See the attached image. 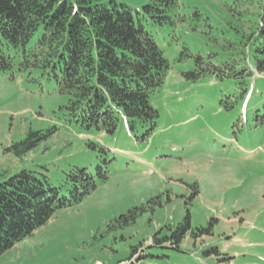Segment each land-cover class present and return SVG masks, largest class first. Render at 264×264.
I'll return each mask as SVG.
<instances>
[{
    "label": "rangeland",
    "instance_id": "374dc122",
    "mask_svg": "<svg viewBox=\"0 0 264 264\" xmlns=\"http://www.w3.org/2000/svg\"><path fill=\"white\" fill-rule=\"evenodd\" d=\"M125 1L134 9L145 2ZM226 3L180 0L184 23L145 24L170 64L151 96L158 118L148 135L138 123L130 130L123 117L112 134L70 126L57 118L63 98L0 72V180L21 168L45 166L56 175L69 163L93 169L101 155L88 141L109 148L111 160L104 183L79 204L55 211L2 253L0 264H116L136 245L146 264H264V72L252 71L243 83L211 72L192 81L182 73L195 68L193 57L179 59L187 47L203 65L225 66L229 56L220 51L233 32ZM53 123L58 131L22 158L3 151L28 129ZM134 206L145 210L136 222L114 226ZM186 213L192 231L206 233L196 239L188 233L177 247L151 244Z\"/></svg>",
    "mask_w": 264,
    "mask_h": 264
},
{
    "label": "trees",
    "instance_id": "16d2710c",
    "mask_svg": "<svg viewBox=\"0 0 264 264\" xmlns=\"http://www.w3.org/2000/svg\"><path fill=\"white\" fill-rule=\"evenodd\" d=\"M230 2L233 32L220 51L229 56L225 66H205L201 56L183 47L179 59L192 56L196 64L182 73L185 79L211 72L243 83L252 71L264 72V0ZM181 5L180 0H145L134 9L125 0H0V72L34 84L48 98H63L57 118L70 126L112 134L123 117L130 130L138 123L148 135L158 118L151 96L163 86L170 64L145 24L175 28L184 23ZM58 129L55 123L28 129L3 151L22 158ZM86 146L101 155L93 169L69 163L56 175L45 166L21 168L0 180V255L108 179L109 148L92 141ZM144 212L134 206L114 226H130ZM196 229L197 234L186 213L182 224L155 233L151 244L177 247L188 233L193 239L206 233ZM146 257L141 246H131L116 264H146Z\"/></svg>",
    "mask_w": 264,
    "mask_h": 264
}]
</instances>
